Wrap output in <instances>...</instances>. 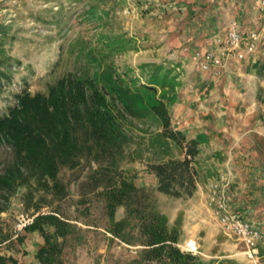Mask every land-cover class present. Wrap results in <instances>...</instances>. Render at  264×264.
Here are the masks:
<instances>
[{"label": "rangeland", "instance_id": "1", "mask_svg": "<svg viewBox=\"0 0 264 264\" xmlns=\"http://www.w3.org/2000/svg\"><path fill=\"white\" fill-rule=\"evenodd\" d=\"M128 1L130 5L126 0H0V30L6 32L0 31V45L12 64L8 66L10 81L0 85L1 110L14 103V92L21 88L32 93L45 91L48 84L66 72L98 75L101 84L112 71L132 89L145 85L148 77L156 75L151 85L156 96L167 103L181 70L169 60L148 62L158 56L154 49L160 41L156 33L146 29L152 27L155 31L157 20L149 14L146 2ZM126 9L130 11L125 12ZM174 121L171 116V126L177 129ZM121 123L127 138L119 171L135 185L152 191L156 208L167 216L168 225L180 233L177 244L196 239H185L192 232L202 237L204 230L197 227L191 211L192 196L174 198L155 191L153 177L146 170L148 163L181 158L183 145L162 134L160 120L152 111L126 115ZM11 160V150L0 145V173ZM106 164L82 158L77 167L62 169L60 178L66 194L61 200L38 192L27 197L24 186L8 196L0 189V207L5 208L0 212V252L26 264H38L35 253L42 237L38 232L24 230L19 234L26 233L20 243L15 236V224L20 214L52 212L56 208L68 224L57 264H141L142 246L135 220L124 230L126 241L107 229L106 202L101 187L95 185L98 170ZM36 206H40L38 211ZM123 216L124 207H117L115 220ZM219 235V241H223L225 236ZM198 240L201 254L196 255V264H211L215 258L211 255L221 253L222 244L212 248Z\"/></svg>", "mask_w": 264, "mask_h": 264}, {"label": "trees", "instance_id": "2", "mask_svg": "<svg viewBox=\"0 0 264 264\" xmlns=\"http://www.w3.org/2000/svg\"><path fill=\"white\" fill-rule=\"evenodd\" d=\"M10 65L0 45V85L10 81ZM155 76L132 89L112 71L101 84L98 75L66 72L48 84L45 91L32 93L21 88L14 92V103L4 110L0 108V145H6L12 153L11 162L0 173V189L8 196L24 186L27 197L38 192L61 200L66 194L60 178L62 169L77 167L82 158L101 165L105 161L107 164L98 170L95 185L101 187L106 202L108 231L126 241L124 230L135 220L142 246L141 264H196V255L177 246L179 232L168 225L167 216L156 208L152 191L135 185L118 168L127 138L121 120L126 115L152 111L160 120L162 134L184 148L181 158L170 157L146 165L147 172L156 178L155 191L174 198H189L196 190L195 157L199 142L186 138L171 126V113L151 85ZM119 206L124 207V216L115 220ZM4 209L0 207V212ZM39 209L36 206L35 210ZM67 225L55 208L52 212L38 213L25 227L27 233L38 232L42 237L35 253L38 264L58 263ZM25 235H18V242L22 243ZM0 264L26 263L0 252Z\"/></svg>", "mask_w": 264, "mask_h": 264}, {"label": "crops", "instance_id": "3", "mask_svg": "<svg viewBox=\"0 0 264 264\" xmlns=\"http://www.w3.org/2000/svg\"><path fill=\"white\" fill-rule=\"evenodd\" d=\"M140 1L149 5V14L157 20L155 31L152 27L146 30L156 33L160 41L154 49L158 58L148 62L169 60L181 70L166 104L176 128L199 142L197 187L189 201L194 202L191 211L204 235L192 232L185 239L194 236L200 246L198 239L212 248L222 244V252L211 257L254 264L244 244L222 231L207 206L209 183L228 172L231 206L261 230L256 260L264 264V56L239 58L238 50L221 41L230 20H237L243 32L258 27L259 0ZM155 6L159 12L152 10ZM194 49L221 55L225 61L221 74L215 77L198 70L191 59ZM220 233L225 236L223 241H219Z\"/></svg>", "mask_w": 264, "mask_h": 264}, {"label": "built area", "instance_id": "4", "mask_svg": "<svg viewBox=\"0 0 264 264\" xmlns=\"http://www.w3.org/2000/svg\"><path fill=\"white\" fill-rule=\"evenodd\" d=\"M261 13V20L258 27L247 32L240 29L237 20H230L225 35L221 40L227 47L238 50L237 56L244 58L245 56H264V0L258 2ZM126 9L125 12H129ZM188 48L184 47L183 52H187ZM173 52L171 56H173ZM191 59L200 71L210 72L211 75L217 77L222 72L225 65L224 58L211 50L194 49L191 52ZM231 183V176L227 172H221L218 178L213 179L208 186L207 206L212 210L213 215L217 219L222 231L230 236L240 240L245 247L246 256L253 262L256 261L258 243L262 238L261 230L251 221L243 218L230 203L228 189ZM35 214H20L15 224V236H18L25 227L33 222ZM41 213H44L43 211ZM181 251L192 255L201 254L200 245L196 239L189 238L182 244H177ZM211 264H233L227 262L223 257H215Z\"/></svg>", "mask_w": 264, "mask_h": 264}]
</instances>
